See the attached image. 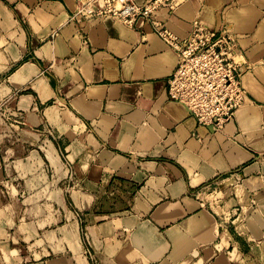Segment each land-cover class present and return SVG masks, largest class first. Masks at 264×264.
Returning <instances> with one entry per match:
<instances>
[{
	"label": "crops",
	"instance_id": "1",
	"mask_svg": "<svg viewBox=\"0 0 264 264\" xmlns=\"http://www.w3.org/2000/svg\"><path fill=\"white\" fill-rule=\"evenodd\" d=\"M77 7L0 0V264L264 255V0L155 14L180 39L199 24L237 42L247 101L219 131L169 99L177 59L154 23L85 21Z\"/></svg>",
	"mask_w": 264,
	"mask_h": 264
},
{
	"label": "built area",
	"instance_id": "2",
	"mask_svg": "<svg viewBox=\"0 0 264 264\" xmlns=\"http://www.w3.org/2000/svg\"><path fill=\"white\" fill-rule=\"evenodd\" d=\"M176 0H78L76 17L85 21L111 17L127 27L137 21L154 23L156 34L176 53L177 60L168 80V97L183 105L200 126L221 130L247 101L241 85L244 61L237 42L227 31L214 33L195 24L180 39L162 22H154L161 8Z\"/></svg>",
	"mask_w": 264,
	"mask_h": 264
},
{
	"label": "rangeland",
	"instance_id": "3",
	"mask_svg": "<svg viewBox=\"0 0 264 264\" xmlns=\"http://www.w3.org/2000/svg\"><path fill=\"white\" fill-rule=\"evenodd\" d=\"M214 189H210L207 193L206 196H204L205 199L207 200H218L217 196L215 195L216 193L214 192ZM208 195V196H207ZM242 257L239 256V262L242 261L240 260ZM249 263L250 264H264V255L261 254L260 250L258 248H255L253 253L249 255Z\"/></svg>",
	"mask_w": 264,
	"mask_h": 264
},
{
	"label": "bare ground",
	"instance_id": "4",
	"mask_svg": "<svg viewBox=\"0 0 264 264\" xmlns=\"http://www.w3.org/2000/svg\"><path fill=\"white\" fill-rule=\"evenodd\" d=\"M189 34H190V33H189ZM189 34H188V35H189ZM169 48H170V47H169ZM170 49H171V48H170ZM171 50H173V49H171ZM173 51H174V50H173ZM174 53H175V51H174ZM175 55H176V53H175ZM176 58H177V56H176Z\"/></svg>",
	"mask_w": 264,
	"mask_h": 264
}]
</instances>
